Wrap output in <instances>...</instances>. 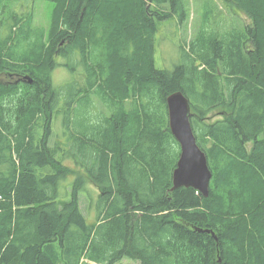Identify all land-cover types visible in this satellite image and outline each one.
<instances>
[{
	"label": "trees",
	"instance_id": "obj_1",
	"mask_svg": "<svg viewBox=\"0 0 264 264\" xmlns=\"http://www.w3.org/2000/svg\"><path fill=\"white\" fill-rule=\"evenodd\" d=\"M15 1L0 0V264H264V0H226L251 19L241 29L221 32L206 12L171 70L156 66V36L185 21V0H44L49 30ZM60 56L87 76L68 105L96 96L110 109L94 131L71 133L79 170L51 147ZM187 89L213 172L207 197L173 189L181 148L166 100ZM86 182L99 188L95 223Z\"/></svg>",
	"mask_w": 264,
	"mask_h": 264
},
{
	"label": "rangeland",
	"instance_id": "obj_2",
	"mask_svg": "<svg viewBox=\"0 0 264 264\" xmlns=\"http://www.w3.org/2000/svg\"><path fill=\"white\" fill-rule=\"evenodd\" d=\"M185 4V21H180L178 17H175L160 24V30L156 36L155 53V63L158 68L171 70L176 64L182 62L183 52L180 46L193 39L197 26H200L203 22L206 12L210 14V25L212 27L216 25L221 32H226L234 27L241 29L242 25L251 23V19L246 15H242L241 17L234 16L226 0H185ZM13 5L18 12L22 13L24 11L29 18L32 16L36 25L49 30L52 19V8H54L51 2L44 0H16ZM56 61L57 66L51 71V77L54 88L58 89L61 94L58 106V110L61 112L57 114L53 123L54 135L51 139V147L53 146L54 149L58 148L59 153L63 157H67L64 162L75 170H79L73 154H75L77 162L82 166L80 156L82 147L78 146V149H76L70 143L71 133L75 131L80 132L83 129L85 131L87 129L94 131L97 128V124H100V117L103 118L104 115H110V109L96 96H94L90 104L85 100H81L73 105H68L71 102L69 96L77 94V90H80L79 88L86 85V71L84 66L81 65L80 60L79 63L78 61H74L76 66L75 70L68 68L72 63L69 58L60 56ZM65 63L69 64L68 67L64 66ZM186 91H188L186 92L187 97L191 100L192 95L195 96L196 92L189 91L188 89ZM93 109L95 111L90 113ZM66 112L68 115H66ZM91 116H93L94 122L91 120ZM252 147L253 143L247 144L248 150H251ZM67 150L72 155H66ZM74 177H77V173L70 175L68 177L69 181H72ZM84 187L86 190H83L81 194V207L87 215L92 216L90 218L85 214L87 218L89 217L88 222L95 223L97 218L93 216L94 214L98 215L99 188L90 182H86ZM117 264H140V262L130 258H124Z\"/></svg>",
	"mask_w": 264,
	"mask_h": 264
},
{
	"label": "water",
	"instance_id": "obj_3",
	"mask_svg": "<svg viewBox=\"0 0 264 264\" xmlns=\"http://www.w3.org/2000/svg\"><path fill=\"white\" fill-rule=\"evenodd\" d=\"M166 101L170 129L181 148L179 160L173 172V189L192 187L207 197L213 172L209 166L207 154L197 143L191 123L190 100L183 91L179 90L168 95ZM218 262L223 264L221 257Z\"/></svg>",
	"mask_w": 264,
	"mask_h": 264
},
{
	"label": "flooded vegetation",
	"instance_id": "obj_4",
	"mask_svg": "<svg viewBox=\"0 0 264 264\" xmlns=\"http://www.w3.org/2000/svg\"><path fill=\"white\" fill-rule=\"evenodd\" d=\"M25 76H21V75H19L18 73H16V74H14V77H12L13 79L15 78V83L16 82H23V83H25L26 82V84H30V85H32V84H34V79L31 77V75H30V73L28 74H24Z\"/></svg>",
	"mask_w": 264,
	"mask_h": 264
},
{
	"label": "bare ground",
	"instance_id": "obj_5",
	"mask_svg": "<svg viewBox=\"0 0 264 264\" xmlns=\"http://www.w3.org/2000/svg\"><path fill=\"white\" fill-rule=\"evenodd\" d=\"M34 79V78H33ZM23 95V94H22ZM47 99V98H46ZM49 102V101H48ZM44 106V105H43ZM66 107H68V106H66ZM45 111V110H44ZM73 112V111H72ZM43 114V113H42ZM38 120H39V118H38ZM46 130V129H45ZM49 131V130H48ZM34 133V132H33ZM49 133H50V131H49ZM71 133V132H70ZM44 135V134H43ZM85 139H86V137H85ZM69 140V139H68ZM87 140V139H86ZM44 143V142H43ZM81 143V142H80ZM63 145V144H62ZM75 147V146H74ZM82 147H83V145H82ZM78 149V148H77ZM75 151V150H74ZM74 155V154H73ZM85 156H86V154H85ZM82 158V157H81ZM54 161V160H53ZM60 161V160H59ZM66 166V165H65ZM54 167V166H53ZM60 167V166H59ZM55 168V167H54ZM60 169H62V168H60ZM55 170V169H54ZM67 171V170H66ZM73 173V172H72ZM57 177V176H56ZM55 179V178H54ZM100 183V182H99ZM79 188H80V186H79ZM48 205V204H47ZM57 205V204H56ZM99 209V208H98ZM48 211V210H47ZM70 214V213H69ZM208 230H210V229H208ZM207 231V230H206ZM54 245V244H53ZM124 253V252H123ZM167 255V254H166ZM131 257V256H130ZM138 258V257H137ZM118 259V258H117ZM112 261V260H111ZM66 262H67V260H66ZM65 262V263H66Z\"/></svg>",
	"mask_w": 264,
	"mask_h": 264
},
{
	"label": "crops",
	"instance_id": "obj_6",
	"mask_svg": "<svg viewBox=\"0 0 264 264\" xmlns=\"http://www.w3.org/2000/svg\"><path fill=\"white\" fill-rule=\"evenodd\" d=\"M94 209H95V208H94ZM82 210H83V209H82ZM89 212H90V210H89ZM83 213H84V214H86L84 211H83ZM86 215H87V214H86ZM87 216H89V215H87ZM89 217H90V216H89ZM89 217H88V218H89ZM93 217H95V218H96V214H94V216H93ZM88 218H87V219H88ZM90 218H92V216H91ZM93 264H95V263H93Z\"/></svg>",
	"mask_w": 264,
	"mask_h": 264
},
{
	"label": "built area",
	"instance_id": "obj_7",
	"mask_svg": "<svg viewBox=\"0 0 264 264\" xmlns=\"http://www.w3.org/2000/svg\"><path fill=\"white\" fill-rule=\"evenodd\" d=\"M0 199H1V196H0Z\"/></svg>",
	"mask_w": 264,
	"mask_h": 264
}]
</instances>
